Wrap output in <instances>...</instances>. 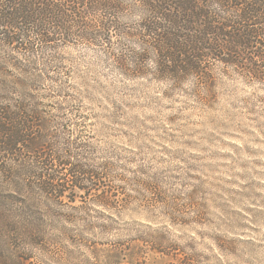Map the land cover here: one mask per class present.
I'll use <instances>...</instances> for the list:
<instances>
[{"label":"rangeland","instance_id":"obj_1","mask_svg":"<svg viewBox=\"0 0 264 264\" xmlns=\"http://www.w3.org/2000/svg\"><path fill=\"white\" fill-rule=\"evenodd\" d=\"M59 54L83 100L62 136L85 143L79 159L102 172L97 191L111 202L78 187L74 201L23 202L0 174V208L10 214L0 218V264H264V82L215 63V87L199 95L193 78L172 89L124 77L103 48ZM41 100L60 133L58 99ZM29 154L19 143L8 156Z\"/></svg>","mask_w":264,"mask_h":264},{"label":"trees","instance_id":"obj_2","mask_svg":"<svg viewBox=\"0 0 264 264\" xmlns=\"http://www.w3.org/2000/svg\"><path fill=\"white\" fill-rule=\"evenodd\" d=\"M77 44L103 48L124 77L151 76L172 89L193 78L199 95H211L215 63L263 83L264 0H0V174L25 192L23 202L74 201L78 187L110 205L109 191H97L102 172L79 159L85 143L62 136L70 131L66 114L83 100L70 91L59 50ZM45 81L42 97H56L51 107L65 120L60 133L42 110ZM19 143L29 156H8Z\"/></svg>","mask_w":264,"mask_h":264}]
</instances>
